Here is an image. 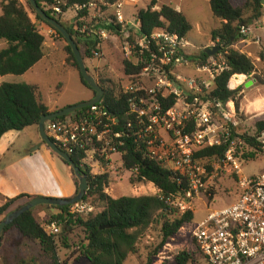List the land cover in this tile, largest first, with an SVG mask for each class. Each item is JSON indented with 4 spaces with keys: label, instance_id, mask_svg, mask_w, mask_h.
I'll return each mask as SVG.
<instances>
[{
    "label": "built area",
    "instance_id": "obj_1",
    "mask_svg": "<svg viewBox=\"0 0 264 264\" xmlns=\"http://www.w3.org/2000/svg\"><path fill=\"white\" fill-rule=\"evenodd\" d=\"M135 5V0H118L112 4L107 0H92L76 7V12L85 10L88 16L82 19V25L74 27L75 36L94 43L86 49L90 59L96 60L101 57L103 41L117 35L108 28H116L122 34L123 59L138 68V72L125 74L122 63L125 84L119 92L129 96V114L135 116V123L128 122L125 126L130 133L127 138L149 159L186 178L188 189L184 196L167 200L181 214L192 210L194 195L205 188L206 169L195 159V153L210 147H226L221 161L238 176L239 194L230 206L210 212L194 229L193 239L208 264H264V171L242 178L241 162L234 155L237 144L246 145L238 137L232 139V131L238 127L234 105L209 98L211 79L214 82L228 69L223 54L198 68L207 79L182 77L176 69L188 64L189 43L162 29L147 36L141 34L137 15L127 20L123 13L125 6ZM42 6L57 20L65 14L66 0H42ZM101 6L108 7L110 18L104 17ZM241 34L245 35L246 29L242 28ZM240 76L246 80L245 75H233L228 81L229 90H237L243 84L242 81L231 86V80ZM169 97L175 103L163 110V100ZM117 124V117L100 101L76 116L47 122L44 132L69 157L79 155L81 165L91 175L100 176L107 174L108 169L113 170L112 163L124 170L120 149L126 135L115 130ZM261 143L264 149V141ZM142 183L152 188L154 196L160 194L152 183ZM135 189L138 191L139 187ZM92 211L90 204L81 201L69 206L67 214L82 216ZM59 231L55 222L45 227L48 235H57Z\"/></svg>",
    "mask_w": 264,
    "mask_h": 264
},
{
    "label": "trees",
    "instance_id": "obj_2",
    "mask_svg": "<svg viewBox=\"0 0 264 264\" xmlns=\"http://www.w3.org/2000/svg\"><path fill=\"white\" fill-rule=\"evenodd\" d=\"M25 1L24 6L19 0H2L0 3V42L6 43V48L0 51V77L12 75L21 76L29 71L33 66L43 58L44 37L38 32L35 23L32 21L27 9L34 15L36 21L39 17L32 10L29 3ZM47 16L48 11L44 10L42 0H35ZM92 0H66L64 13L68 10L82 7ZM118 0H107L110 4ZM262 0H241L240 5H234L232 0H208L209 8L213 18L220 21V26L211 32L212 42L218 41L216 46L221 47V51L214 56H209L200 50L197 54L186 56L195 66H205L211 58H217L223 54L227 70L222 71L214 80V89L211 91L209 98L211 100L226 104L234 102L235 109H239L238 90H229L228 81L233 75L251 76L255 72L252 60L243 53L232 48V46L244 38L241 34L242 28L246 29L254 22L260 20L263 16L264 5ZM155 2L150 3L146 8L137 12V20L140 23L141 34L147 36L157 29H162L171 34H175L185 39L191 31V26L181 12H177L171 6H161L160 9L153 10ZM88 13L85 10L76 12V25H82ZM52 18V17H51ZM59 22L60 20L57 19ZM43 23V22H41ZM50 28L55 34L65 40L53 28ZM73 25L68 29L69 34L76 42L80 52V44L75 36ZM109 31L117 34L118 29L108 28ZM90 43V44H89ZM87 49L93 46V42H85ZM86 51L89 54V51ZM68 55L66 64L69 68L78 70V65L70 50L65 46ZM81 55L84 59L83 53ZM125 74L138 72V68L126 61L123 62ZM79 74V73H78ZM81 84L95 93L84 83L80 74ZM254 79L257 83L262 84V79L254 73ZM98 85L103 89L101 103L117 117L118 124L116 131L123 132L126 136L124 146L121 147V158L124 170L132 172V182H149L152 183L160 194L158 196H141V197H119L112 198L105 193L109 184V175L93 176L90 170L82 166L79 155H71L72 161L87 176V191L82 201L88 202L92 199L94 206L102 207V211L93 215L86 220L82 216H72L67 214V207H55L59 211L57 215L50 217L46 222H57L59 227H63V232L57 235H48L43 226L36 220L33 209L21 215L12 224L6 227L2 233L0 248L6 236L15 233L12 241V251L20 249L25 243H34L39 247L41 254L48 257L54 264H59L57 259V247L61 245L66 250L70 249L68 233L72 227H81L84 230V241L78 246L81 257L88 264H124L129 255L135 252L137 241L153 222L160 224V234L163 242L171 239L185 225L193 220L192 211H186L181 214L176 208L170 206L167 200L172 196L182 197L188 189L186 178L174 174L161 167L154 160L149 159L144 152L137 149L133 144L128 130L125 126L128 122L135 123V116L129 114L128 95H123L113 89V85L108 86L102 79L97 80ZM175 103L173 97L163 100V110H167ZM77 111L71 116H76L82 112ZM48 109L42 102L37 86L28 84H0V139L10 131H22L29 127H37L40 119L47 115ZM65 117L59 118L63 119ZM257 132L253 137L247 135H238L237 129L232 131V139L240 137L246 147L251 150L249 158L255 159L258 152H262V143L259 141L263 134V124L256 125ZM226 147H210L195 153V159L198 162L204 160H220L224 157ZM57 157L55 154H53ZM58 158V157H57ZM59 159V158H58ZM63 162L61 159H59ZM64 163V162H63ZM69 167L66 163H64ZM209 169V168H207ZM72 172V171H71ZM73 174V172H72ZM76 187L77 179L74 177ZM77 187L75 195L77 194ZM29 196H19L6 202L0 207V221L10 212L19 208L21 205L31 200ZM194 243L201 255L204 257L196 241ZM17 247V248H16ZM206 260V258L204 257ZM188 258L185 254L178 255L175 259L176 264H187ZM207 262V261H206ZM21 264H24L23 262ZM208 264V263H207Z\"/></svg>",
    "mask_w": 264,
    "mask_h": 264
},
{
    "label": "rangeland",
    "instance_id": "obj_3",
    "mask_svg": "<svg viewBox=\"0 0 264 264\" xmlns=\"http://www.w3.org/2000/svg\"><path fill=\"white\" fill-rule=\"evenodd\" d=\"M19 1L26 6L24 0ZM150 2H155V0L138 1L137 6L142 9ZM232 3L234 5H240L241 0H232ZM158 4L159 6L160 4H167V6L171 4L172 7L179 5L182 8L191 24V31L188 33L186 40L193 45V47L204 45L210 36L211 30L219 26V21L213 18L211 14L208 0H159ZM101 8L102 11L105 12L104 17L110 18L108 7L101 6ZM135 10L136 8L125 6L123 10L124 16L126 18L131 16ZM27 11L30 17L36 21L34 15H32L28 9ZM58 19L66 28L71 25V22H73V25L79 23V21H76L75 9L68 10L65 15ZM91 23L94 25L95 21L93 20ZM262 28L263 26L259 24L252 26L250 33L251 35L258 34L264 44V29ZM117 32L116 36L118 39L116 44L111 38H107L103 41L101 57L96 60H91L90 55L86 52L85 42L88 41V39L78 37H76V39L80 44L81 52L85 55V65L90 74L96 81L102 79V81L108 82V86L113 85V89L119 92L125 84L122 66L124 61L122 53L124 38L120 31L117 30ZM54 41L55 46H53L51 55L49 54V50L51 49H46V54H49V56L41 60L33 69L21 76H7L4 83H26L36 85L40 90L43 102L49 109L65 106L71 107L81 102L91 100L93 97L92 92L82 86L78 72L71 70L66 64V58L68 57L65 51L66 42L58 36H56ZM246 52L252 54L254 50L250 48L247 49ZM191 55L194 54L187 51L186 56ZM210 63L211 59L207 64ZM194 69L186 68L181 70L180 74L187 78L193 77L196 74ZM255 74L262 79V85H264V64L263 67L260 65L257 67ZM252 77L254 78V75ZM256 132L257 127L255 128V125L249 127L240 125L239 129H237L238 135L241 136L247 135L253 137L256 135ZM259 141H264V130ZM251 153V150L246 149L244 146L236 145L234 157L241 162L242 178H249L264 171V149H262V152L257 153L255 159L249 158ZM199 164L206 169V176L203 179L205 188L193 197L194 199L191 207L193 220L191 223L180 229L174 237L163 242L160 234V224L153 222L143 231L137 241L135 252L129 255L124 264H176V257L182 255V253L188 258L187 264H207L194 243L192 233L198 225L204 222L210 212L230 206L236 200L239 194L238 176L230 169V166L224 165L221 159L204 160L199 162ZM112 166L113 170H107V174L110 178L108 187L105 189L106 195L114 199L124 196H154L152 188L148 186L147 183L132 182L131 179L133 174L131 172L117 169V165L113 163ZM141 183L144 186L141 185ZM78 184L77 180L76 187ZM135 187H139L138 191H136ZM87 203L93 207V211L91 212L93 215L102 211V207L93 205L92 199H89ZM58 213V210L48 206H37L33 209L34 217L44 229L50 217ZM91 213L82 215V219H88ZM55 223L59 226L56 221ZM59 228L62 233L63 227ZM68 234L70 249L66 250L61 245H58V263L88 264V262L81 257L78 250V246L85 238L84 230L76 226L72 227L71 232ZM10 235H13L12 237L16 236L15 233H11ZM12 237L6 236L4 238L0 248V264H21L22 262L24 264H54L51 259L41 254L39 247L34 243H25L20 249L15 250L16 253L12 252V245L16 243L12 241Z\"/></svg>",
    "mask_w": 264,
    "mask_h": 264
},
{
    "label": "crops",
    "instance_id": "obj_4",
    "mask_svg": "<svg viewBox=\"0 0 264 264\" xmlns=\"http://www.w3.org/2000/svg\"><path fill=\"white\" fill-rule=\"evenodd\" d=\"M1 1L2 0H0V3ZM138 1L140 2L141 0H135L136 5L130 6L136 8L134 13H132L131 16L127 18L124 16L127 20L137 15L138 10H140V7L138 8L137 6ZM158 1L159 0H155V6L153 10L158 11L161 6L164 5L167 6V4H160L159 6ZM168 6H171V4H169ZM143 8H146V5ZM172 8L177 12H181L187 19L188 23L190 24L187 16L184 14L182 8L179 5H176L175 7ZM0 15H1V9H0ZM32 21L35 23L38 32L44 37L43 58H42L43 60L46 56L52 54L53 46H55L54 39L56 38L57 35L55 33L52 34V30L47 26H45L43 23L36 22L33 19ZM257 24L263 26L262 29H264V13L260 20L254 22L252 25L246 28V34L244 35V38L236 42L232 46L233 49L239 51L240 53L246 54L252 60L255 67V72L257 71V67L259 65L263 67L264 64V44L258 34L251 35L250 33L251 27L256 26ZM219 26H220V21H219ZM218 27L212 29L211 32L217 29ZM109 37L116 44L118 37L116 35H110ZM0 44H1L0 51L6 48V43L4 41H1ZM215 45L216 42H212L211 37L209 36L207 42L204 45L193 47V45L189 43V47L187 51L195 55L201 49L214 48ZM48 48L51 50H49V54H46V49ZM250 48H253L254 50L252 54L251 53L248 54L246 52V50ZM218 59H219V55L215 59L211 58V61H216ZM187 61L188 64L186 66L176 69V72L179 75L184 77L182 74H180L181 70H184L186 68L187 69L195 68L194 71L196 72V74L193 77H188V78L199 77L202 79H207V76L204 73L197 71L199 66H195L189 60ZM35 66H33L31 69H33ZM254 73L251 76L248 77L246 76V81L244 80L243 84L238 88L240 90L238 93V97H240V99H239V109L238 111H236L237 120H238L237 129H239L240 125L246 127L255 125L256 128V125L258 123H262L264 128V85L257 83V81L252 77ZM8 76H12V75H8ZM185 78L187 77L185 76ZM6 79L7 76L0 77V84L4 83ZM17 84H26V83H17ZM28 85H32V84H28ZM213 89H214V82L211 79V91ZM92 99L93 97L91 98V100ZM230 102L233 103L234 105V102L232 101ZM67 107L65 106L55 109H49L47 107V109L49 113H54L61 111ZM38 144H41V146L36 151H32V149H34ZM75 192H76V187L71 169L67 167L63 162H61L57 157H55L51 152V150H49L44 144L41 143L38 132V126L29 127L22 131H10L1 137L0 139V207L6 202V200H11L22 195L29 196L32 198L45 197V198H57V199H70L75 196ZM12 252L16 253L15 250H13Z\"/></svg>",
    "mask_w": 264,
    "mask_h": 264
},
{
    "label": "water",
    "instance_id": "obj_5",
    "mask_svg": "<svg viewBox=\"0 0 264 264\" xmlns=\"http://www.w3.org/2000/svg\"><path fill=\"white\" fill-rule=\"evenodd\" d=\"M26 1L29 3L35 14L39 17L40 21L38 22L39 23L43 22L47 24L48 26L53 28L57 33H59L62 36V38L65 40L67 45L70 47L74 59L77 62L78 70H79L78 73L80 74L84 83L95 93V96L90 101L83 102L71 107H67L58 112L48 113L47 115L43 116L38 123V132L41 143L44 144L49 150H51V152L55 154L59 159H61L64 163H66L73 172L74 177L78 180L79 184L77 186V190H78L77 194L70 199L34 197L31 200L27 201L19 208L10 212L0 221V242L4 229L8 227L10 224H12L15 220H17L21 215L31 211L35 207L37 206L67 207L74 205L78 202H81L83 200L87 191V176L80 170V168L72 161V159L66 153H64L57 146H55L53 142L46 136L44 132V125L49 121L66 117L77 111H81L85 108L95 105L101 101V98L103 96V89L98 85L95 78L88 71L76 42L68 32V29L73 28V22H71V25L67 29L56 19L47 16L46 13L41 8H39L35 0H26ZM261 3L263 5L264 0H262ZM204 52L209 56H214L215 54L220 52V48L219 47L206 48L204 49ZM40 146L41 144H38L34 149H32V151H36Z\"/></svg>",
    "mask_w": 264,
    "mask_h": 264
},
{
    "label": "bare ground",
    "instance_id": "obj_6",
    "mask_svg": "<svg viewBox=\"0 0 264 264\" xmlns=\"http://www.w3.org/2000/svg\"><path fill=\"white\" fill-rule=\"evenodd\" d=\"M243 81V77L240 76L238 78H234L231 80V86L234 87V86H237L239 85L241 82Z\"/></svg>",
    "mask_w": 264,
    "mask_h": 264
}]
</instances>
